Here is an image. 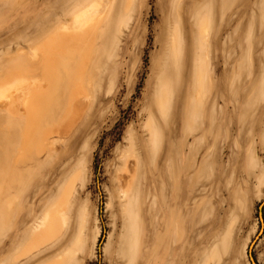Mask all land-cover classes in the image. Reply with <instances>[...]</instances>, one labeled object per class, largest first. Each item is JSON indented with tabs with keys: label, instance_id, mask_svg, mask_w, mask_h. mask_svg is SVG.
<instances>
[{
	"label": "rangeland",
	"instance_id": "obj_1",
	"mask_svg": "<svg viewBox=\"0 0 264 264\" xmlns=\"http://www.w3.org/2000/svg\"><path fill=\"white\" fill-rule=\"evenodd\" d=\"M77 2L0 0V67ZM126 2L53 152H0V264H264V0ZM61 191L66 224L24 255Z\"/></svg>",
	"mask_w": 264,
	"mask_h": 264
},
{
	"label": "bare ground",
	"instance_id": "obj_2",
	"mask_svg": "<svg viewBox=\"0 0 264 264\" xmlns=\"http://www.w3.org/2000/svg\"><path fill=\"white\" fill-rule=\"evenodd\" d=\"M110 1H91L85 7L73 13L69 22L63 24L58 32L50 35L36 48H31L29 55L25 58L26 61L22 65L24 67L5 71L4 79L0 81V113L8 116L19 114L24 116L25 124L21 147L26 149V152L28 150H33L36 154L42 152L43 142H46L47 137L50 134L52 135L55 130L52 129L54 128L52 122L57 119L58 115L78 103L89 101L87 96V89L90 88V75L87 76L88 65L92 59H95L96 62L98 60L94 52L95 44ZM130 2L131 0H127L126 8ZM199 30L202 37L205 38L208 34L207 26L201 25ZM35 72H38L39 76H35ZM88 78L89 80H87ZM197 82L199 81L197 80ZM186 101L187 95L185 94ZM84 106L86 105L84 104ZM184 109V119H188L189 108L186 105ZM58 128L54 133L56 131L60 132ZM32 132L35 133L32 135ZM125 166L123 169H125ZM124 182H126L125 185L129 186V179ZM125 187L120 186L122 189H125ZM59 194L52 207L45 211L34 225L29 238L31 245L26 249L24 255L49 244L55 239L60 226L66 224L71 197L69 196L70 193L67 194L62 191ZM120 197L128 201L130 194L128 195L122 190ZM259 220L261 221V219ZM83 222L84 220L79 226L80 233L82 232ZM78 238H81L80 234H78ZM250 261L253 262L252 259ZM57 262L60 261L57 260Z\"/></svg>",
	"mask_w": 264,
	"mask_h": 264
},
{
	"label": "crops",
	"instance_id": "obj_3",
	"mask_svg": "<svg viewBox=\"0 0 264 264\" xmlns=\"http://www.w3.org/2000/svg\"><path fill=\"white\" fill-rule=\"evenodd\" d=\"M91 1H93V0H84V3L83 2H77V3L73 4L72 8L69 10L70 18H71L73 13H75L76 11L82 9L87 4H89ZM81 3H83V4H81ZM125 4L126 3H123L121 5V8L123 10L127 9ZM116 6H117V0H111L110 4H109V7H108V11H107L106 17H105V19L103 21V24L100 27V32H99L97 40H96V42H97V50L95 48V54H96L95 57L97 59H99L101 57V52H102L101 51V45L103 44V42H104V40L106 38L107 32L111 29L112 24L114 22V15H115L114 13L116 11ZM63 24H66V23L59 22L54 28H52L51 32L48 33L47 35H45L43 38H40L38 40H35V41L33 40V41L29 42L26 45V47L17 48L14 56L7 58L4 66L0 67V75H2L4 77L6 70H8V69H19V68L24 67L22 65L26 61L25 58H26V56L29 55V53L31 51V48H36L39 44L41 45L42 42H44V40L46 38L50 37V35H53V33L55 34V32H58V30L61 28V26ZM201 25H206V24L202 23ZM201 25H200V27H201ZM207 36H208V34H207ZM23 41L27 42V40H23ZM16 42H17V44L20 43L18 41H16ZM17 46H19V45H17ZM207 55H208V53H206L205 57H207ZM199 73L200 72H198V74H197V77H196V80H195V83H194V87H193V90H192V95L194 94L193 95L194 99H196V97L198 96L197 92L199 94L198 84H199V82L201 80V76H200ZM35 76H39V73L35 72ZM1 79L2 78H0V80ZM197 80L199 82H197ZM8 124H10V126H8ZM24 124H25V119H24L23 115L19 114V115H13V116L9 115L8 116L7 114L3 115L2 113H0V125H1L0 126V132L3 133V134H0V152L1 153H3V154H20L22 152L23 153L26 152L24 149H22L23 147H21L22 132H23ZM13 131H14V133H13ZM16 131H17V133H16ZM48 140L46 142H43V151L40 152V154H49V153L53 152V149H52L53 144H52L51 141H48ZM28 154H32L33 155V154H36V152L33 151V150H29ZM35 219H37V216H34V218L26 226V234H27L26 236H29L28 238H30L29 234H31L30 226L32 225L33 221H35ZM78 234H80V236H82V234L80 233L79 230L77 231V236H78ZM45 246H43V247H45ZM39 249L37 251H39ZM31 254H29L27 256H31L32 259L29 258L30 260L28 259V261L25 264H33L40 256H42V253H40V252L37 255H31Z\"/></svg>",
	"mask_w": 264,
	"mask_h": 264
},
{
	"label": "water",
	"instance_id": "obj_4",
	"mask_svg": "<svg viewBox=\"0 0 264 264\" xmlns=\"http://www.w3.org/2000/svg\"><path fill=\"white\" fill-rule=\"evenodd\" d=\"M263 205H264V200L261 202V204L259 206V210H258V217H259V219H261V206H263ZM249 257H250V259H252L251 254H250V249H249Z\"/></svg>",
	"mask_w": 264,
	"mask_h": 264
}]
</instances>
